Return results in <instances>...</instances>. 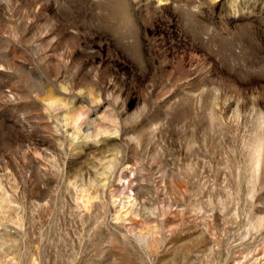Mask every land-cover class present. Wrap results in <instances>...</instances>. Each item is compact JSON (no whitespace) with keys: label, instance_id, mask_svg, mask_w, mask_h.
Returning <instances> with one entry per match:
<instances>
[{"label":"rangeland","instance_id":"rangeland-1","mask_svg":"<svg viewBox=\"0 0 264 264\" xmlns=\"http://www.w3.org/2000/svg\"><path fill=\"white\" fill-rule=\"evenodd\" d=\"M0 264H264V0H0Z\"/></svg>","mask_w":264,"mask_h":264}]
</instances>
